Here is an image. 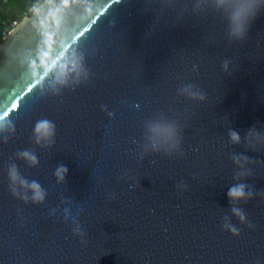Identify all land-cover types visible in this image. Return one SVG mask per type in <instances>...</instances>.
<instances>
[{
	"label": "water",
	"instance_id": "95a60500",
	"mask_svg": "<svg viewBox=\"0 0 264 264\" xmlns=\"http://www.w3.org/2000/svg\"><path fill=\"white\" fill-rule=\"evenodd\" d=\"M0 264H264V0H44L15 24Z\"/></svg>",
	"mask_w": 264,
	"mask_h": 264
},
{
	"label": "trees",
	"instance_id": "16d2710c",
	"mask_svg": "<svg viewBox=\"0 0 264 264\" xmlns=\"http://www.w3.org/2000/svg\"><path fill=\"white\" fill-rule=\"evenodd\" d=\"M44 0H0V42L24 16L30 15Z\"/></svg>",
	"mask_w": 264,
	"mask_h": 264
},
{
	"label": "clouds",
	"instance_id": "9594fccd",
	"mask_svg": "<svg viewBox=\"0 0 264 264\" xmlns=\"http://www.w3.org/2000/svg\"><path fill=\"white\" fill-rule=\"evenodd\" d=\"M38 129H44L45 132H48L50 130V125L48 124L47 121H42L39 125H38ZM230 196H240L243 195L242 192V186L241 188H233L230 190L229 192Z\"/></svg>",
	"mask_w": 264,
	"mask_h": 264
}]
</instances>
